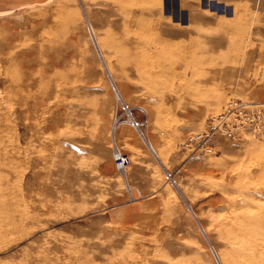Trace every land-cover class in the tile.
<instances>
[{"label": "rangeland", "instance_id": "obj_1", "mask_svg": "<svg viewBox=\"0 0 264 264\" xmlns=\"http://www.w3.org/2000/svg\"><path fill=\"white\" fill-rule=\"evenodd\" d=\"M49 1L0 0V264H264V0Z\"/></svg>", "mask_w": 264, "mask_h": 264}, {"label": "built area", "instance_id": "obj_2", "mask_svg": "<svg viewBox=\"0 0 264 264\" xmlns=\"http://www.w3.org/2000/svg\"><path fill=\"white\" fill-rule=\"evenodd\" d=\"M117 121H125L135 127H141L142 121H138L132 114L131 108L125 104L117 92H115ZM208 127L203 132L189 137L188 142L196 145L202 151L214 149L215 145L211 141L214 134H222L228 137H235L241 128L246 131L257 132L263 125L262 109L257 103L246 104L240 101H231L222 113L207 118ZM259 129V130H258ZM129 160L124 154H116L114 164L118 169H123ZM168 176H170L168 174Z\"/></svg>", "mask_w": 264, "mask_h": 264}, {"label": "bare ground", "instance_id": "obj_3", "mask_svg": "<svg viewBox=\"0 0 264 264\" xmlns=\"http://www.w3.org/2000/svg\"><path fill=\"white\" fill-rule=\"evenodd\" d=\"M51 1V0H50ZM49 1V2H50ZM16 5V4H15ZM45 5V4H44ZM31 6V5H30ZM16 7V6H15ZM28 7V6H27ZM17 9V8H16ZM129 42V41H128ZM241 102H243V101H241ZM243 103H245V102H243ZM247 104V103H246ZM229 105V103L226 105V107ZM249 105H251V104H249ZM226 107H224V109L220 112V113H222L224 110H225V108ZM219 114V113H218ZM217 115V114H216ZM211 116H214V115H211ZM210 116V117H211ZM114 124H117L118 123V121H117V119L115 118V116H114ZM131 126L133 127V128H135V129H139V127H135L134 125H132L131 124ZM207 127H208V123H207ZM207 127H206V129H207ZM241 129H243V128H241ZM241 129H239V130H241ZM238 130V131H239ZM237 131V132H238ZM237 134V133H236ZM217 136H224V135H222V134H214L213 136H212V138H211V141L215 138V137H217ZM224 137H228V136H224ZM235 137H236V135H235ZM235 137H228V138H232V139H234ZM211 150V149H210ZM210 150H206V151H210ZM116 154H122L120 151H117L116 153H114V155H113V160H114V157L116 156ZM127 166V165H126ZM126 166H124L123 167V169H118L117 167H116V165H115V167L118 169V170H124L125 168H126Z\"/></svg>", "mask_w": 264, "mask_h": 264}]
</instances>
